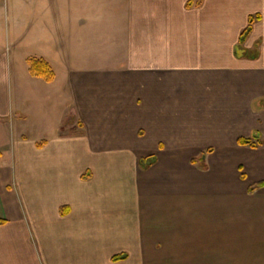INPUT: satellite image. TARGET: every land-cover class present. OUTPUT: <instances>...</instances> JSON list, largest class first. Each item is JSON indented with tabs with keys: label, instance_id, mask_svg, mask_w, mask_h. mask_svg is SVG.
<instances>
[{
	"label": "crops",
	"instance_id": "crops-1",
	"mask_svg": "<svg viewBox=\"0 0 264 264\" xmlns=\"http://www.w3.org/2000/svg\"><path fill=\"white\" fill-rule=\"evenodd\" d=\"M261 6L0 0V264H264Z\"/></svg>",
	"mask_w": 264,
	"mask_h": 264
},
{
	"label": "trees",
	"instance_id": "trees-1",
	"mask_svg": "<svg viewBox=\"0 0 264 264\" xmlns=\"http://www.w3.org/2000/svg\"><path fill=\"white\" fill-rule=\"evenodd\" d=\"M188 5H191V2H189ZM261 18H262L261 14L251 15L249 17L248 25L242 31V33L240 35L239 43L237 44V46L235 48V54L237 56L243 55L240 53L241 51L244 52V56H246V57L255 58L258 56L259 49L258 50L254 49L253 51L252 50H245L244 44H245L247 38L249 37V34L253 30V24L257 20H260ZM30 71L33 75L43 77L48 81H51L55 75L50 64L48 62H46L45 60L39 59V58H32L30 60ZM238 142L241 145H248V146H251L253 148L257 147L258 145H260L262 143V141L259 139V135L257 132H253V134L248 138H244V137L240 138L238 140ZM39 145H41V144H39ZM209 151H211V150H209ZM204 156H205V153L202 154L201 158H204ZM155 160H156L155 156H151V157H148V158L141 160L140 164L143 168H148L150 165H152L155 162ZM242 176L244 177V174ZM263 185H264L263 182L253 184L250 186L249 192L253 193L255 190L261 188ZM5 223H6V220L0 219V225L5 224ZM119 258L120 257H114L113 259L118 260Z\"/></svg>",
	"mask_w": 264,
	"mask_h": 264
},
{
	"label": "rangeland",
	"instance_id": "rangeland-1",
	"mask_svg": "<svg viewBox=\"0 0 264 264\" xmlns=\"http://www.w3.org/2000/svg\"><path fill=\"white\" fill-rule=\"evenodd\" d=\"M261 9H264L263 6H261L260 10H261ZM0 46H4V47H5V46H8L7 40L4 39L3 37L0 39ZM257 47H258V48H257ZM244 48H245V47H244ZM254 49H257V50L259 49V51H260V47H259L258 43H256V45H255L252 49H249V50H252V51H253ZM245 50H247V49L245 48ZM240 53H241V54H244L243 51H241Z\"/></svg>",
	"mask_w": 264,
	"mask_h": 264
}]
</instances>
